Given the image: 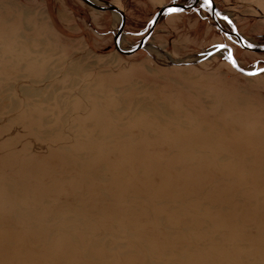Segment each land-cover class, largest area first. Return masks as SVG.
Here are the masks:
<instances>
[{
  "label": "rangeland",
  "instance_id": "374dc122",
  "mask_svg": "<svg viewBox=\"0 0 264 264\" xmlns=\"http://www.w3.org/2000/svg\"><path fill=\"white\" fill-rule=\"evenodd\" d=\"M171 1L95 0L127 51ZM214 1L264 47V0ZM121 23L0 0V264H264V54L197 9L126 57Z\"/></svg>",
  "mask_w": 264,
  "mask_h": 264
},
{
  "label": "water",
  "instance_id": "95a60500",
  "mask_svg": "<svg viewBox=\"0 0 264 264\" xmlns=\"http://www.w3.org/2000/svg\"><path fill=\"white\" fill-rule=\"evenodd\" d=\"M81 1H83L84 4H86V6H89L90 8H92L95 11H99L102 13H107V12L113 13L122 19L121 26L114 33V43H113L115 46V50L119 54H121L122 56H126V57L132 56L133 57L134 55L145 51L150 44L149 41L151 40V38L154 34L155 28L158 27V25L162 22V20L167 15L174 13V12H184V11L197 10V9H204L205 11L211 12L212 17L216 21H218L216 19V16L224 19L225 23L228 24L227 26H229L231 31L225 32L222 29V27H220V25L218 26V28L220 29V31L225 33L227 35V37H230L229 39H232L241 48L245 49L246 51H250L253 53L255 52L256 54H260V55L264 54V47H262V49H261V47L258 48L253 43H251L250 41H248V40L242 38V36H240V33L238 32L236 26H234V23L232 22V20L228 16V14H226L224 11H222L214 0H210V3H208L207 5L204 4V2H203L205 0H173V1L169 2V4L163 6L159 10V12L155 15V17L151 21L148 29H146V32L144 33V37L140 40V42H138V45L133 49H129L128 51L123 50L121 48V41L126 34L125 29L127 26V17H126L125 12L118 7L109 6L110 4H107L106 8L102 7V6H97L95 0H81ZM169 9H177L178 11L170 12ZM227 49L230 50V52H232L231 48L227 47ZM210 55H211V52L206 53V57H208ZM231 63H232L231 65H233L238 72H240L242 74H249V73H245L244 71H241L240 69H238L236 67V65H234L235 64V58H234L233 52H232V56H231ZM255 73L261 74V73H264V71L260 70V71L255 72Z\"/></svg>",
  "mask_w": 264,
  "mask_h": 264
},
{
  "label": "snow or ice",
  "instance_id": "6c2138e0",
  "mask_svg": "<svg viewBox=\"0 0 264 264\" xmlns=\"http://www.w3.org/2000/svg\"><path fill=\"white\" fill-rule=\"evenodd\" d=\"M210 3V0H205V4H208ZM170 12H173V11H178L177 9H169ZM264 71V70H262ZM252 75H255L256 73H251Z\"/></svg>",
  "mask_w": 264,
  "mask_h": 264
},
{
  "label": "bare ground",
  "instance_id": "6f19581e",
  "mask_svg": "<svg viewBox=\"0 0 264 264\" xmlns=\"http://www.w3.org/2000/svg\"><path fill=\"white\" fill-rule=\"evenodd\" d=\"M96 4H97V3H96ZM98 6H99V5H98ZM110 6H111V5H110ZM102 7H105V8H106L107 6H102ZM111 7H115V6H111ZM218 18H219V17L216 16V19H217V20H218ZM219 19H222V18H219ZM121 24H122V23H121ZM120 26H121V25H120ZM223 30H224V29H223ZM261 49H262V47H261Z\"/></svg>",
  "mask_w": 264,
  "mask_h": 264
}]
</instances>
